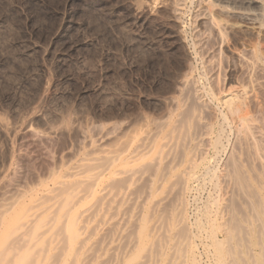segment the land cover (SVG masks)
Returning a JSON list of instances; mask_svg holds the SVG:
<instances>
[{
    "label": "bare ground",
    "instance_id": "obj_1",
    "mask_svg": "<svg viewBox=\"0 0 264 264\" xmlns=\"http://www.w3.org/2000/svg\"><path fill=\"white\" fill-rule=\"evenodd\" d=\"M169 6L218 40V13L264 26V0ZM245 55L238 92L215 93L193 71L176 111L149 130L109 147L85 130L69 162L29 182L13 161L0 188V264H264V119L248 90L264 62Z\"/></svg>",
    "mask_w": 264,
    "mask_h": 264
},
{
    "label": "rangeland",
    "instance_id": "obj_2",
    "mask_svg": "<svg viewBox=\"0 0 264 264\" xmlns=\"http://www.w3.org/2000/svg\"><path fill=\"white\" fill-rule=\"evenodd\" d=\"M170 1L0 0V188L13 161L28 182L69 162L85 130L105 147L149 130L193 71L215 93L245 86V54L264 62V26L218 13V40L203 19L182 26ZM260 83L248 90L263 121Z\"/></svg>",
    "mask_w": 264,
    "mask_h": 264
}]
</instances>
